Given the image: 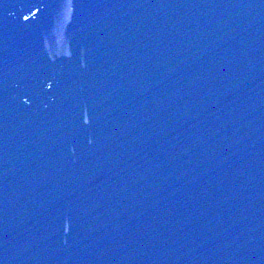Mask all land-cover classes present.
I'll return each instance as SVG.
<instances>
[{
    "label": "water",
    "instance_id": "1",
    "mask_svg": "<svg viewBox=\"0 0 264 264\" xmlns=\"http://www.w3.org/2000/svg\"><path fill=\"white\" fill-rule=\"evenodd\" d=\"M0 264H264V0H0Z\"/></svg>",
    "mask_w": 264,
    "mask_h": 264
}]
</instances>
